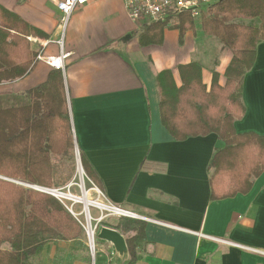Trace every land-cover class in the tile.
Returning <instances> with one entry per match:
<instances>
[{
    "label": "crops",
    "instance_id": "0c3cea01",
    "mask_svg": "<svg viewBox=\"0 0 264 264\" xmlns=\"http://www.w3.org/2000/svg\"><path fill=\"white\" fill-rule=\"evenodd\" d=\"M56 1L0 0L46 35L28 37L36 61L23 77L0 83V104L27 102L26 92L61 71L75 148L106 203L144 224L130 264H264V170L247 193L211 200L210 163L223 141L214 133L176 140L160 116L159 72L171 70L179 86L178 65L197 62L208 89L213 71L223 83L231 51L203 31L198 38L187 31L179 42L173 28L164 29L162 44L140 46L141 29L123 0H90L61 30ZM58 57L62 69L49 59ZM241 101L245 113L235 131L264 136V41L244 75ZM105 245L108 252L98 246L92 264H120L113 245Z\"/></svg>",
    "mask_w": 264,
    "mask_h": 264
},
{
    "label": "trees",
    "instance_id": "16d2710c",
    "mask_svg": "<svg viewBox=\"0 0 264 264\" xmlns=\"http://www.w3.org/2000/svg\"><path fill=\"white\" fill-rule=\"evenodd\" d=\"M194 24L189 13H182L168 28L178 30L181 42ZM200 25L204 35L231 51L223 83L213 71L207 89L197 62L178 65L179 86L171 70L159 72L156 83L161 122L173 138L214 133L223 141L210 163V198L217 200L247 193L252 179L264 170V136L234 129V122L245 113L244 75L254 64L257 44L264 41V0H218L201 14ZM165 28L160 22L143 26L139 45L162 44ZM30 36L46 37L0 6V83L19 79L33 67L37 53L30 50ZM25 96L28 101L18 105L0 104V264H30L29 259L51 238L70 241L82 231L56 197L15 182L42 188L61 182L56 181L53 157L71 155L74 150L61 71H50L45 82ZM79 158L86 177L102 191L95 171L81 153ZM143 226L132 218L106 226L134 233L126 239L128 264L136 257Z\"/></svg>",
    "mask_w": 264,
    "mask_h": 264
},
{
    "label": "rangeland",
    "instance_id": "374dc122",
    "mask_svg": "<svg viewBox=\"0 0 264 264\" xmlns=\"http://www.w3.org/2000/svg\"><path fill=\"white\" fill-rule=\"evenodd\" d=\"M217 1L218 0H215V2ZM194 30L195 36L197 38L200 37L202 32L200 18L195 19ZM53 164L55 166L54 169L56 176L58 177L56 181L60 178L61 182L57 187H52L50 189L59 191V194L71 195L75 197H81L83 192H86L87 198L106 204V201L101 194V190L86 177L81 166L79 152L75 146L71 155L53 157ZM79 168L82 169V173H80ZM15 182L25 187H32L34 189L35 187H38L24 182ZM68 198L65 199L58 196V199L65 206V208L82 226L80 235L76 239L70 241H63L59 238H51L42 246L37 254L29 259L30 264H92V262H94L98 246L106 253L108 252L105 245L106 241L98 237L100 229L102 227L114 225L123 218L135 219L131 215H125L112 210L98 209L96 207L89 206L88 210L91 220L90 223H88L84 210L85 205L80 202H73L74 200L72 199V201H70ZM87 223L89 226L91 225L94 228L93 251L91 250L90 241L86 233ZM119 233L125 238V240L131 235L130 231ZM139 243L140 241L136 243V247ZM3 248H7V245L4 244ZM116 252L119 254V263L125 264L126 260L129 259L127 253Z\"/></svg>",
    "mask_w": 264,
    "mask_h": 264
},
{
    "label": "built area",
    "instance_id": "2783aa9c",
    "mask_svg": "<svg viewBox=\"0 0 264 264\" xmlns=\"http://www.w3.org/2000/svg\"><path fill=\"white\" fill-rule=\"evenodd\" d=\"M89 1L90 0L56 1V7L62 15L60 19L61 30H64L70 14L77 8L88 3ZM214 2L215 0H123L124 8L128 17L137 25L138 29H142L143 26L156 22L164 23L165 26L168 28L173 25L176 17L182 13H189L192 18L198 19L200 18L201 14L206 12L207 8L211 6ZM49 59L51 60V63H53L56 69L63 68L60 57ZM35 189L49 193L57 199L58 196L60 197L59 192L55 189L41 187H35ZM109 207L110 209L120 210L122 214L133 216V214H131L130 212L124 211L119 207L111 205H109ZM84 210L87 211V214L85 213L87 219L91 218V216H89L88 208H84ZM86 233L90 241L91 250L93 251L94 228L93 226H89L88 223ZM233 245L243 249L253 250L249 247L240 244Z\"/></svg>",
    "mask_w": 264,
    "mask_h": 264
},
{
    "label": "water",
    "instance_id": "95a60500",
    "mask_svg": "<svg viewBox=\"0 0 264 264\" xmlns=\"http://www.w3.org/2000/svg\"><path fill=\"white\" fill-rule=\"evenodd\" d=\"M130 36H126L129 38ZM85 192H83L81 197H84ZM86 196V195H85ZM87 209V207H85ZM98 237L102 240L110 242L114 249L119 253H123L126 251V240L125 238L116 230L111 229L109 227H102L98 234Z\"/></svg>",
    "mask_w": 264,
    "mask_h": 264
},
{
    "label": "bare ground",
    "instance_id": "6f19581e",
    "mask_svg": "<svg viewBox=\"0 0 264 264\" xmlns=\"http://www.w3.org/2000/svg\"><path fill=\"white\" fill-rule=\"evenodd\" d=\"M79 171H80V173H82V169H81V168H79ZM58 192H59V191H58ZM85 195H86V192H85ZM85 195H84V197H75V196H71V195H63V194H60V196H61L62 198L67 199V198L69 197L68 199H69L70 201L74 200L73 202H80V203H83V204L85 205L84 208H85V207L89 208V206H92V207H96V208H98V209L112 210V211H115V212L121 213L120 210H118V209H110L109 205L104 204V203H102V202L93 201V200L87 198V195H86V196H85ZM73 198H75V199H73ZM71 199H72V200H71ZM86 212H87V211L85 210V213H86ZM86 214H87V213H86ZM89 216H90V213H89ZM90 219H91V218L87 219V217H86V220H87L88 223H90ZM90 226H91V225H90ZM91 230H92V229H91ZM92 231H93V230H92Z\"/></svg>",
    "mask_w": 264,
    "mask_h": 264
}]
</instances>
